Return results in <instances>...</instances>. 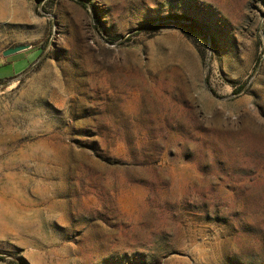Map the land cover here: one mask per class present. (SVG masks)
<instances>
[{"label":"rangeland","instance_id":"374dc122","mask_svg":"<svg viewBox=\"0 0 264 264\" xmlns=\"http://www.w3.org/2000/svg\"><path fill=\"white\" fill-rule=\"evenodd\" d=\"M0 71V264H264V0H0Z\"/></svg>","mask_w":264,"mask_h":264},{"label":"crops","instance_id":"0c3cea01","mask_svg":"<svg viewBox=\"0 0 264 264\" xmlns=\"http://www.w3.org/2000/svg\"><path fill=\"white\" fill-rule=\"evenodd\" d=\"M25 55H26V58H25ZM30 57H31V54H30V51H28V50H24L23 53H21L17 56L14 55V56L5 57L4 61H2L1 65L7 66L8 69L6 71H4V73L8 74V76H5L3 78H7V77L10 78V77H14L17 75H21L30 66L31 62L28 63L29 65L27 63H26V65L23 64L24 62H27V60H29ZM20 67L21 68L23 67V69H20ZM17 72H18V74H15ZM11 73H14V74L12 76H10ZM0 77H2L1 73H0Z\"/></svg>","mask_w":264,"mask_h":264},{"label":"water","instance_id":"95a60500","mask_svg":"<svg viewBox=\"0 0 264 264\" xmlns=\"http://www.w3.org/2000/svg\"><path fill=\"white\" fill-rule=\"evenodd\" d=\"M30 46L29 45H19V46H15V47H10L8 49H6L5 51H3V55L5 57L11 56L13 54H16L18 52L27 50Z\"/></svg>","mask_w":264,"mask_h":264},{"label":"trees","instance_id":"16d2710c","mask_svg":"<svg viewBox=\"0 0 264 264\" xmlns=\"http://www.w3.org/2000/svg\"><path fill=\"white\" fill-rule=\"evenodd\" d=\"M115 40V39H114ZM0 260H4V257H1L0 256ZM9 264H27L25 261H23V260H20V259H17V260H15V261H10V263Z\"/></svg>","mask_w":264,"mask_h":264}]
</instances>
